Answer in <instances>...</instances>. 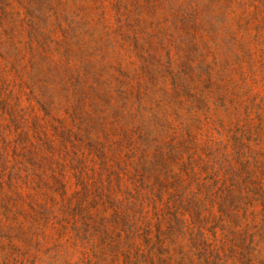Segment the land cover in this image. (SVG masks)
I'll return each mask as SVG.
<instances>
[{
    "label": "rangeland",
    "instance_id": "rangeland-1",
    "mask_svg": "<svg viewBox=\"0 0 264 264\" xmlns=\"http://www.w3.org/2000/svg\"><path fill=\"white\" fill-rule=\"evenodd\" d=\"M0 264H264V0H0Z\"/></svg>",
    "mask_w": 264,
    "mask_h": 264
},
{
    "label": "trees",
    "instance_id": "trees-1",
    "mask_svg": "<svg viewBox=\"0 0 264 264\" xmlns=\"http://www.w3.org/2000/svg\"><path fill=\"white\" fill-rule=\"evenodd\" d=\"M75 80L77 81L78 79H77V78H75ZM61 138H63V136H61Z\"/></svg>",
    "mask_w": 264,
    "mask_h": 264
}]
</instances>
